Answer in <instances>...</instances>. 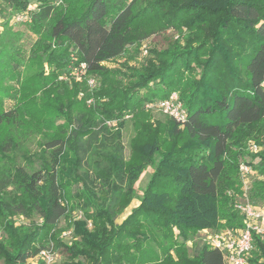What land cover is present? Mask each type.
Segmentation results:
<instances>
[{
	"label": "trees",
	"instance_id": "obj_1",
	"mask_svg": "<svg viewBox=\"0 0 264 264\" xmlns=\"http://www.w3.org/2000/svg\"><path fill=\"white\" fill-rule=\"evenodd\" d=\"M35 2L26 25L36 40L27 52L11 19L30 0H0L1 264H26L49 246L64 256L52 264H224L219 249L204 243L190 256L186 242L200 230L243 226L225 191L237 189L232 149L246 139L263 147L256 167L261 178L249 197L264 199V0ZM171 25L187 27L182 46L151 50L154 59L140 68L103 66ZM81 63L100 77L98 102L89 108L88 94L76 99L82 84L58 79L68 64ZM174 91L185 121L170 118L162 142L146 138L138 158L124 162L126 116ZM6 99L13 102L9 108ZM36 134L31 150L27 143ZM154 164L139 204L115 223ZM74 201L81 203V218L69 215ZM13 215L39 221L15 225ZM62 218L65 228L58 227ZM249 262L264 264L259 237Z\"/></svg>",
	"mask_w": 264,
	"mask_h": 264
},
{
	"label": "rangeland",
	"instance_id": "obj_2",
	"mask_svg": "<svg viewBox=\"0 0 264 264\" xmlns=\"http://www.w3.org/2000/svg\"><path fill=\"white\" fill-rule=\"evenodd\" d=\"M47 1L53 5H59L63 3L62 0H47ZM35 6H36L35 0H30V5L28 6V10L25 11L23 14H16L11 19L13 29L15 31H18L22 35L21 36L22 38L20 40V45L27 52H29L32 44L36 40V35L30 32L26 25L29 19L28 13L31 10H34ZM187 33H188V29L185 25H181L179 27H175L171 25L163 29L153 31L146 38L128 45L126 51L121 56L109 61H105L102 64L104 67L108 69H118L121 71L126 70L125 66L140 68L141 66L147 63V60L149 58L154 59L153 53L150 52L151 50L152 51L163 50L170 46H173L174 44H176V42L178 43V45L182 46L184 44V39ZM72 69L73 68L70 67V64H68L66 69L59 71L58 79L67 80L69 85H71V83L82 84L85 89L77 93L76 99L84 98L83 96H86L88 94L90 98L85 100V105L87 106V108L95 106L98 100L95 97L94 93L96 90H98L100 84L99 75L95 73L86 72V74L80 76V74H77ZM89 79L93 80L94 85L91 86L89 85L88 83ZM144 90L145 89H142L141 92H144ZM172 93L177 94V92L175 91ZM157 102L158 100L144 102L136 110H134V112L126 116V124L124 129L122 130V138H121V144H122L121 157L124 162L131 163L138 158L139 156L138 144L141 141H144L146 138L156 135L159 141L162 142V140L166 137L163 130L166 124L168 123V121L170 120V117L160 112V110H158V108L156 107ZM11 104H13V102L11 100L6 99L4 100L3 107L9 108ZM60 122L61 120L57 121V123ZM115 122H116L115 120L104 121L106 125L111 127H114L116 125ZM98 127L99 125L97 126V128ZM37 139H38V134H36L35 136L29 139L27 144L31 150L36 149ZM162 146H164L163 150L167 148L165 147L166 143H162ZM252 147H255V150L252 149ZM232 150L236 154L235 156L237 163L247 164L251 168L252 173L245 176L244 179L241 178L239 173L237 175V189L229 188L225 191L229 199V204L231 209L234 210L233 205L235 202L243 201L245 200L246 197L256 205H258L259 207L264 208V199H251L249 197V189L251 188L253 182L261 178L256 167L261 162L260 153L261 151H263V147L259 146L255 142V140L246 139L243 142H241L238 146H235V148H233ZM158 158L159 157L157 156L155 164L157 163ZM155 164L146 166L143 173L140 175L138 181L135 183L134 194L129 199L127 205L122 209L120 214L115 216L114 218L115 223L117 224L121 223L122 220L130 213L131 209L139 204L140 198L143 194V190L146 187L152 173L154 172ZM85 168L87 167L85 166ZM80 188L81 185L79 183L75 184L70 189V192L75 193ZM8 189L10 190L11 188L9 187ZM81 208H82L81 203L74 201L71 205V210L69 212V215L74 218H81L82 217ZM11 218L15 225L26 226L32 221L34 222L39 221L37 216H34L33 218H27L23 215H13ZM58 227L61 228L66 227V220L64 218L59 220ZM238 229L240 228H236V229L222 228L221 231L229 232ZM70 232H71L70 230H66L62 233V238L65 242L71 239ZM210 232L211 231L208 232L206 230H200L189 238V240L186 242V247L188 249V253L190 256L194 255L200 249V247L204 243H206L207 236L209 235ZM3 237H5V233L0 228V239H2ZM53 250L55 253V261L53 263H57L63 260L64 256L61 250L54 248ZM40 262L41 261L37 260L35 261L34 264H39Z\"/></svg>",
	"mask_w": 264,
	"mask_h": 264
},
{
	"label": "built area",
	"instance_id": "obj_3",
	"mask_svg": "<svg viewBox=\"0 0 264 264\" xmlns=\"http://www.w3.org/2000/svg\"><path fill=\"white\" fill-rule=\"evenodd\" d=\"M77 74H86L85 65L73 68ZM89 85H94L93 80H88ZM156 107L160 112L177 122H184L186 109L176 93H171L167 98L158 100ZM255 150V147H252ZM239 173L242 179L252 173L251 168L244 163L239 164ZM234 210L242 217L243 226L235 231L223 232L221 230L205 229L211 231L206 243L221 251L224 264H251L250 253L253 250L254 238L264 240V208L259 207L247 197L243 201L234 203ZM44 264H52L55 261V253L52 246L41 249L35 257L29 258L26 264H34L35 261Z\"/></svg>",
	"mask_w": 264,
	"mask_h": 264
}]
</instances>
